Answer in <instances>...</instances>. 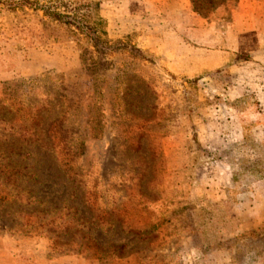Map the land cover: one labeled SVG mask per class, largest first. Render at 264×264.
<instances>
[{
	"label": "rangeland",
	"instance_id": "1",
	"mask_svg": "<svg viewBox=\"0 0 264 264\" xmlns=\"http://www.w3.org/2000/svg\"><path fill=\"white\" fill-rule=\"evenodd\" d=\"M136 2L0 0V264H264V2Z\"/></svg>",
	"mask_w": 264,
	"mask_h": 264
},
{
	"label": "trees",
	"instance_id": "2",
	"mask_svg": "<svg viewBox=\"0 0 264 264\" xmlns=\"http://www.w3.org/2000/svg\"><path fill=\"white\" fill-rule=\"evenodd\" d=\"M234 2V1H238V0H191L192 6H193V10L196 14H198L199 16L203 17V18H207L209 15L213 14L216 12L217 9H219L222 6H226L228 3L230 4V2ZM26 3H29L27 1H25ZM53 17L55 19L58 20H62L63 19V15L59 14V13H54L52 14ZM67 24H72V22L67 21ZM27 153V155H26ZM22 152V151H15V152H11V153H5L2 150H0V159L1 160H6V158L10 159L11 156L14 157H21L23 156L24 159L26 160L29 156H31L32 154L30 152ZM28 156V157H27ZM4 169L8 170L7 173H3L2 176H7L8 179V184H10V187H13L16 185V180L14 179H19V180H24V181H30L33 180L34 182L37 180L38 178V174L37 172H33L30 166H22L20 164H8L6 166H4ZM14 192L15 195H8L7 198H9L10 200L18 198V196L22 195V194H26L29 190L28 189H21V188H13L12 190ZM6 199H0V207L5 205L9 206V202ZM15 203V202H14ZM13 203V204H14Z\"/></svg>",
	"mask_w": 264,
	"mask_h": 264
},
{
	"label": "crops",
	"instance_id": "3",
	"mask_svg": "<svg viewBox=\"0 0 264 264\" xmlns=\"http://www.w3.org/2000/svg\"><path fill=\"white\" fill-rule=\"evenodd\" d=\"M137 0H127V6L131 7L133 4H136L138 2H136ZM140 1V0H139ZM168 9H178V13L181 12V9H185V4L183 5V2L181 3L183 6L178 5L180 3V0H164ZM262 2H264V0H262ZM147 3V2H146ZM140 4H142L140 2ZM179 6H180V10H179ZM166 33L168 34V38L171 39L172 37L178 39L177 44H181L180 43V39L182 36V29L179 26H175V25H168V29L166 31ZM181 33V34H180ZM167 49V48H165ZM199 49L197 48H188L187 49V53L186 56L181 58H178V56H175L173 54H170V52L166 51V55L168 58V66L170 67V69L174 72L177 73H183V74H187V73H191L192 70L197 69V68H201V62L199 60V56L200 53L198 52ZM211 53V51H209ZM222 56L221 58L224 59L222 60L223 62H226L227 59L230 57V53L227 51L221 52ZM216 55V54H215ZM231 58H229L230 60ZM218 66H216V64H214V66H210V64H207V66L205 65L203 69H214Z\"/></svg>",
	"mask_w": 264,
	"mask_h": 264
}]
</instances>
